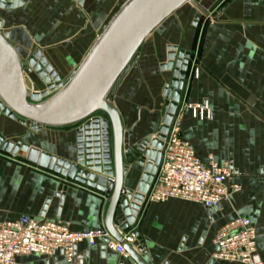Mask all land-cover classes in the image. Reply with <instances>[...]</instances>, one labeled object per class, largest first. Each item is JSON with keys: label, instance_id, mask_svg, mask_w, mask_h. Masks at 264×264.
Instances as JSON below:
<instances>
[{"label": "crops", "instance_id": "crops-1", "mask_svg": "<svg viewBox=\"0 0 264 264\" xmlns=\"http://www.w3.org/2000/svg\"><path fill=\"white\" fill-rule=\"evenodd\" d=\"M18 1L16 8L0 10V29L8 30L10 43L23 60L38 54L64 80L126 0ZM193 1L207 16L194 26L198 11L186 5L163 21L145 40L114 93L113 105L124 129V163L133 171L130 186H135L142 169L132 164L139 145L153 139L161 126L163 91L171 80L162 66L168 49L177 47L191 54L177 109L182 114L181 135L202 161L229 164L234 173L229 184L239 185L240 191L210 218L201 205L190 202H143L134 224L123 234H138L142 250L135 251L147 264H237L212 259L213 238L227 222L246 217L256 230L257 252L264 264V0ZM30 75L29 92H41L37 76ZM202 102L208 104L209 119H193L184 110L186 103ZM0 135L56 159L76 160L74 129H33L0 117ZM5 155L0 152V222L21 217L55 221L72 232L104 227L108 206L104 193L25 158L15 157L13 162ZM16 263L66 264L61 254L22 256ZM72 264L134 262L103 250L100 242L94 247L83 242Z\"/></svg>", "mask_w": 264, "mask_h": 264}, {"label": "water", "instance_id": "water-1", "mask_svg": "<svg viewBox=\"0 0 264 264\" xmlns=\"http://www.w3.org/2000/svg\"><path fill=\"white\" fill-rule=\"evenodd\" d=\"M19 4L18 0H0V10L10 11ZM186 5L198 11L193 23L197 26L207 12L193 0H126L77 68L64 80L38 54L23 60L10 43L8 30L0 29V117L22 126L28 123L33 129H74L77 155L73 163L63 161L2 135L0 152L25 158L69 181L104 193L108 198L104 228L122 245L134 264H147L137 252L142 250L141 238L135 234L136 240L130 245L122 240V234L134 224L155 177L162 143L178 109L191 54L177 47L168 49L167 62L162 69L170 72L171 80L163 91V119L156 136L139 145V156L132 166L142 169V173L132 187L130 182L134 175L131 167L124 163V129L113 105V96L135 63L145 40L163 21ZM32 73L40 79L48 76L49 80L43 83L49 93L29 92L25 74ZM102 249L105 250V246Z\"/></svg>", "mask_w": 264, "mask_h": 264}, {"label": "built area", "instance_id": "built-area-1", "mask_svg": "<svg viewBox=\"0 0 264 264\" xmlns=\"http://www.w3.org/2000/svg\"><path fill=\"white\" fill-rule=\"evenodd\" d=\"M184 110L199 121L210 118V109L206 102L186 103ZM181 121L180 109L176 111L168 127L157 171L144 202H190L201 205L210 218L213 210L226 202L231 194L240 191V186L229 184L234 176L229 164L220 165L213 159L204 162L197 157L190 143L181 135ZM261 176L264 177V165L261 168ZM106 239L107 243L104 242ZM122 240L131 245L135 242L136 235L123 234ZM83 242L88 247H94L100 242L106 250L113 251L123 258L128 257L122 245L114 241L104 227L72 232L60 222L21 217L0 222V264H17L16 259L22 256L54 258L57 254L63 256L66 264H72L76 248ZM213 245L214 261L263 264L257 252L256 230L246 217H236L224 224L215 233Z\"/></svg>", "mask_w": 264, "mask_h": 264}, {"label": "rangeland", "instance_id": "rangeland-1", "mask_svg": "<svg viewBox=\"0 0 264 264\" xmlns=\"http://www.w3.org/2000/svg\"><path fill=\"white\" fill-rule=\"evenodd\" d=\"M25 78H26V83H27V85L30 87L31 85H29V84H31V82H30L29 80L32 79V78H31V75H30V74H25ZM36 79H37L39 85L43 86V87H42L43 89H42L41 92H40V91H39V93H34V92H33V94H39V95H41V94H43V93H45V92H48V90H47L46 87H45L46 84L43 83V80H45V79H47V81L49 80L48 76H44L42 79H40L39 77H37ZM31 91H32V90H31ZM48 93H49V92H48ZM5 157L8 158L9 160L13 161V162H14V161H17L16 158H15L16 156H13V155H11V154H6Z\"/></svg>", "mask_w": 264, "mask_h": 264}]
</instances>
